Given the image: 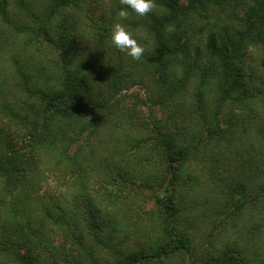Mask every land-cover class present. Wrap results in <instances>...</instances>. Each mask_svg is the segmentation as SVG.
I'll return each instance as SVG.
<instances>
[{"label": "trees", "instance_id": "1", "mask_svg": "<svg viewBox=\"0 0 264 264\" xmlns=\"http://www.w3.org/2000/svg\"><path fill=\"white\" fill-rule=\"evenodd\" d=\"M154 3L0 0V264H264V0Z\"/></svg>", "mask_w": 264, "mask_h": 264}, {"label": "clouds", "instance_id": "2", "mask_svg": "<svg viewBox=\"0 0 264 264\" xmlns=\"http://www.w3.org/2000/svg\"><path fill=\"white\" fill-rule=\"evenodd\" d=\"M120 9L117 16L120 20H125L130 13L137 17H145L155 8L154 0H119ZM110 47L123 53L134 61H139L143 56L145 49L141 46L127 27L121 22L112 24L107 40Z\"/></svg>", "mask_w": 264, "mask_h": 264}, {"label": "rangeland", "instance_id": "3", "mask_svg": "<svg viewBox=\"0 0 264 264\" xmlns=\"http://www.w3.org/2000/svg\"><path fill=\"white\" fill-rule=\"evenodd\" d=\"M133 89H134V90H137L136 88H133ZM140 94H141V96H143V97L146 96L144 90H141V91H140ZM143 114H147V110H146V109H143ZM188 261H189V260H188Z\"/></svg>", "mask_w": 264, "mask_h": 264}, {"label": "water", "instance_id": "4", "mask_svg": "<svg viewBox=\"0 0 264 264\" xmlns=\"http://www.w3.org/2000/svg\"><path fill=\"white\" fill-rule=\"evenodd\" d=\"M186 262L188 263V257H187V259H186Z\"/></svg>", "mask_w": 264, "mask_h": 264}]
</instances>
